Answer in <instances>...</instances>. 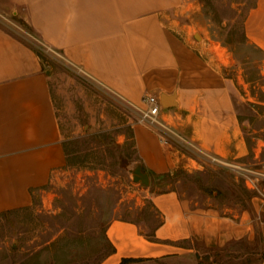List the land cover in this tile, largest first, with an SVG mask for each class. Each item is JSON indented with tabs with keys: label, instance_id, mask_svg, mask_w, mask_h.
<instances>
[{
	"label": "crops",
	"instance_id": "1",
	"mask_svg": "<svg viewBox=\"0 0 264 264\" xmlns=\"http://www.w3.org/2000/svg\"><path fill=\"white\" fill-rule=\"evenodd\" d=\"M181 3L0 0V15L16 11L64 64L128 103L143 106L146 93L158 98L161 92L174 93L176 105L162 106L159 114L167 129L139 121L133 125L143 170L164 173L178 166L191 168L193 161L200 165L205 154L236 161L248 153L230 78L221 72L204 37L196 41L194 32L182 31L171 18ZM243 30L264 51V0H256L247 11ZM51 76L35 43L10 30L0 17V212L29 206L33 191L65 164ZM173 133L202 154L175 148ZM149 197L161 216L151 234L132 221L111 220L105 233L114 250L100 264L192 261L195 244L222 246L256 234L264 241V221L259 224L246 212L227 214L198 205L173 188L152 190ZM254 198L260 197H253L255 204ZM122 258L132 260L122 263Z\"/></svg>",
	"mask_w": 264,
	"mask_h": 264
},
{
	"label": "rangeland",
	"instance_id": "2",
	"mask_svg": "<svg viewBox=\"0 0 264 264\" xmlns=\"http://www.w3.org/2000/svg\"><path fill=\"white\" fill-rule=\"evenodd\" d=\"M255 1L182 0L171 11L182 31L197 32L196 41L204 37L221 72L230 78L248 153L236 161L205 154L191 168L148 171V185L131 176L139 160L133 125L141 106L64 64L16 11L0 15L10 30L35 43L52 71L50 87L66 153L65 164L33 191L29 206L0 212V264H100L111 251L105 233L111 220L132 221L151 234L161 219L149 197L152 190L173 188L192 203L227 214L246 212L259 224L264 221V51L243 30ZM172 135L179 139L170 137L175 148L200 152ZM256 196L261 199L254 198V204ZM195 247L192 261L132 264H264V241L258 234L222 246Z\"/></svg>",
	"mask_w": 264,
	"mask_h": 264
},
{
	"label": "built area",
	"instance_id": "3",
	"mask_svg": "<svg viewBox=\"0 0 264 264\" xmlns=\"http://www.w3.org/2000/svg\"><path fill=\"white\" fill-rule=\"evenodd\" d=\"M45 48L59 55V53L53 47L45 44ZM141 102L143 103V106L138 107L140 109V115L138 117V121L145 122L157 130H161V128L167 129L164 123L159 118L162 105L160 103L158 96L156 94L146 93L142 95ZM162 139L166 141V138L163 135H162ZM197 149L200 151L199 153L202 152L199 148Z\"/></svg>",
	"mask_w": 264,
	"mask_h": 264
},
{
	"label": "water",
	"instance_id": "4",
	"mask_svg": "<svg viewBox=\"0 0 264 264\" xmlns=\"http://www.w3.org/2000/svg\"><path fill=\"white\" fill-rule=\"evenodd\" d=\"M194 38L200 37V35L195 32L193 34ZM169 99V101H167ZM159 100L163 107H171L176 105V101L174 100V93L166 94L165 92H161L159 94ZM131 176L134 181H140L141 183L148 185L150 182V175L146 170H143L141 163L139 161L135 162L132 167Z\"/></svg>",
	"mask_w": 264,
	"mask_h": 264
},
{
	"label": "trees",
	"instance_id": "5",
	"mask_svg": "<svg viewBox=\"0 0 264 264\" xmlns=\"http://www.w3.org/2000/svg\"><path fill=\"white\" fill-rule=\"evenodd\" d=\"M9 210V209H8ZM8 210H5V211H8ZM5 211H2V212H5ZM112 247H111V251L110 252H112L113 250H114V247H113V245H111ZM130 260H132L131 258H122V263L123 262H128V261H130Z\"/></svg>",
	"mask_w": 264,
	"mask_h": 264
}]
</instances>
